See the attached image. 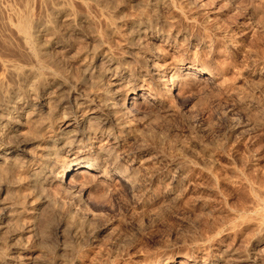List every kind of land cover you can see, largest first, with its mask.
Returning a JSON list of instances; mask_svg holds the SVG:
<instances>
[{"label": "rangeland", "instance_id": "374dc122", "mask_svg": "<svg viewBox=\"0 0 264 264\" xmlns=\"http://www.w3.org/2000/svg\"><path fill=\"white\" fill-rule=\"evenodd\" d=\"M183 1L147 9L158 31L140 40L172 68L197 62L202 71L181 76L183 90L164 98L167 111L140 103L143 115L130 116L139 136L118 131L123 142L115 162L133 170L139 156H151L137 186L119 179L117 170L98 182L91 173L80 176L75 198L51 187L45 191L57 195H46L47 202L56 198L41 215L46 232L35 239L17 232L28 244L44 242L43 264L68 258V264H205L229 249L252 248L257 264H264V228L256 224L257 206L264 213V0H193L189 6ZM73 37L67 43L83 46ZM134 52L142 57L148 50ZM208 72L211 80L204 79ZM26 216L20 217L23 224Z\"/></svg>", "mask_w": 264, "mask_h": 264}, {"label": "bare ground", "instance_id": "6f19581e", "mask_svg": "<svg viewBox=\"0 0 264 264\" xmlns=\"http://www.w3.org/2000/svg\"><path fill=\"white\" fill-rule=\"evenodd\" d=\"M170 2L0 0V178L1 173L8 176L0 180V264L45 263L44 242L36 239L28 244L29 239L23 241L17 232L26 231L35 239L47 230L48 222L41 215H47L56 198L51 202L49 197V205L46 195L63 192L75 198L73 188L81 185L78 178L86 173H91L94 182L117 170L118 178L129 180L132 186L141 180L144 172L141 175L140 170H146L151 156H139L133 170L115 162L113 155L123 142L118 131L138 133L130 120L143 115L141 102L167 111L164 98L183 90L181 76L203 69L197 62L188 66L182 61V67L172 68V63L161 62L152 54L153 47L140 40L158 31L147 9L161 10ZM68 36L79 37L83 46L76 49L67 43ZM109 43L123 57H116ZM139 48L148 52L138 57L142 53L137 56L134 51ZM171 68L174 71L168 74ZM213 77L208 72L204 79ZM129 108L134 110L130 115ZM43 138L44 142L31 143ZM92 143L94 157L89 149ZM49 187L56 194H45ZM20 188L26 194L22 190L20 196ZM257 207L256 224L263 229L264 213ZM23 215L28 216L26 224L20 218ZM258 239L262 242V237ZM68 259L58 264H68ZM259 259L253 248L243 253L229 249L205 264H257Z\"/></svg>", "mask_w": 264, "mask_h": 264}]
</instances>
